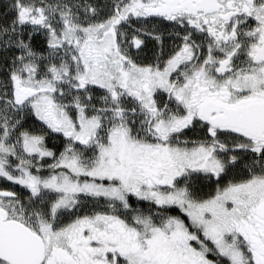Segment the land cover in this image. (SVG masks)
Wrapping results in <instances>:
<instances>
[{"label":"snow or ice","instance_id":"6c2138e0","mask_svg":"<svg viewBox=\"0 0 264 264\" xmlns=\"http://www.w3.org/2000/svg\"><path fill=\"white\" fill-rule=\"evenodd\" d=\"M0 264H264V0H2Z\"/></svg>","mask_w":264,"mask_h":264},{"label":"rangeland","instance_id":"374dc122","mask_svg":"<svg viewBox=\"0 0 264 264\" xmlns=\"http://www.w3.org/2000/svg\"><path fill=\"white\" fill-rule=\"evenodd\" d=\"M0 2H2V0H0Z\"/></svg>","mask_w":264,"mask_h":264}]
</instances>
